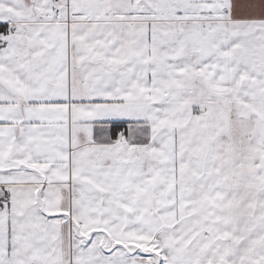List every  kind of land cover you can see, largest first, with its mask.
<instances>
[{"label":"snow or ice","instance_id":"1","mask_svg":"<svg viewBox=\"0 0 264 264\" xmlns=\"http://www.w3.org/2000/svg\"><path fill=\"white\" fill-rule=\"evenodd\" d=\"M0 264H264V0H0Z\"/></svg>","mask_w":264,"mask_h":264}]
</instances>
